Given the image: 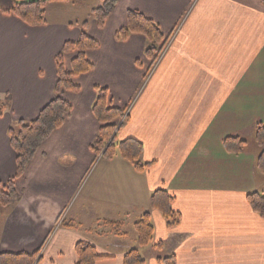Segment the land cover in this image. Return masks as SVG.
<instances>
[{
    "label": "crops",
    "instance_id": "0c3cea01",
    "mask_svg": "<svg viewBox=\"0 0 264 264\" xmlns=\"http://www.w3.org/2000/svg\"><path fill=\"white\" fill-rule=\"evenodd\" d=\"M83 1L48 4L41 24L8 13L10 0L0 5V97L10 100L0 115L1 183L16 173L7 130L34 119L54 97L63 45L79 38L84 21L99 42L86 52L93 68L73 77L79 89L61 93L71 104L63 125L14 180L20 199L0 215V251L41 248L35 264H75V244L82 240L102 257L95 264H123L137 246L133 224L149 211L153 244L139 249L145 264H165L158 258L167 257L172 264H264V219L247 200L264 185L255 165L261 148L253 141L254 126L264 123V3L117 0L99 27L91 16L95 0ZM128 9L170 35L152 66L144 36L114 37ZM73 55L64 53L66 67ZM97 87L107 89L113 105L127 107L115 137L141 142V160L150 163L145 170L93 153ZM227 137L246 140L243 150L228 151ZM158 189L173 195L179 213L173 227L150 207ZM105 219L123 221L125 235L107 227L98 233Z\"/></svg>",
    "mask_w": 264,
    "mask_h": 264
},
{
    "label": "trees",
    "instance_id": "16d2710c",
    "mask_svg": "<svg viewBox=\"0 0 264 264\" xmlns=\"http://www.w3.org/2000/svg\"><path fill=\"white\" fill-rule=\"evenodd\" d=\"M11 8L8 13L19 17L28 24H41L45 22L47 5L54 2L79 3V0H10ZM117 0H99L98 5L91 9V16L99 27H103L106 19L111 14ZM264 3V0H261ZM0 12H4L0 9ZM87 21L82 23V31L75 41H68L63 45L61 52L56 57L57 82L54 97L39 111L38 115L29 121L17 120L8 130L9 142L15 152L16 173L6 183L0 182V215L3 211L13 207L20 199V192L15 187L14 180L20 177L27 164L33 157L40 144L52 131L61 127L71 110V104L62 97L64 90L77 91L79 86L74 83L73 77L86 74L93 68V63L88 60L86 52L99 46V42L86 31ZM131 34L144 36L147 45L144 55L152 66L165 48L170 35L162 33L160 26L152 19L135 9L126 11V24L114 34L116 40L123 41ZM74 52L69 67L65 66L64 53ZM97 96L91 106L92 113L99 123V129L91 149L96 157L112 159L120 157L127 160L137 171L145 170L150 163L141 160L142 144L136 139L127 138L117 140L115 132L126 118L127 107L112 104L106 88L97 87ZM9 96L0 97V115L9 109ZM254 143L261 148L255 159V165L261 175H264V123L254 126ZM246 140L239 137H227L224 146L228 151L239 153L243 150ZM173 195L165 189H158L150 196V207L158 211L165 219L168 227L175 226L179 221V213L172 208ZM247 200L261 218L264 219V193L253 191L247 194ZM97 228L98 233H103L107 227L110 233L122 237L123 221L101 220ZM136 234L137 246L128 250L123 256V264H145L139 249L153 244L154 227L151 222L150 212H144L133 224ZM157 250L163 248L161 241L154 243ZM77 262L75 264H95L102 257L95 246L88 241H78L75 244ZM41 259V248L26 252H0V264H35ZM173 257L158 258L165 264H172Z\"/></svg>",
    "mask_w": 264,
    "mask_h": 264
},
{
    "label": "rangeland",
    "instance_id": "374dc122",
    "mask_svg": "<svg viewBox=\"0 0 264 264\" xmlns=\"http://www.w3.org/2000/svg\"><path fill=\"white\" fill-rule=\"evenodd\" d=\"M6 0H0V5H3L2 3H4ZM86 1V0H85ZM98 2H99V0H98ZM80 5H84V1L83 0H80ZM92 4H94V5H98L97 4V0H95V2H93ZM81 16L79 15V16H77V18L74 16V18L75 19H79ZM130 105V104H129ZM129 105H128V107H129ZM124 121V119L122 120V122ZM260 178H263L264 179V176L263 175H261V177ZM263 184H264V180H263ZM263 184H261V186L263 185ZM258 192H260V193H264V185L262 186V188H260L259 190H258ZM4 212V211H3ZM42 245L44 244V242H42L41 243ZM0 252H5V251H0Z\"/></svg>",
    "mask_w": 264,
    "mask_h": 264
}]
</instances>
